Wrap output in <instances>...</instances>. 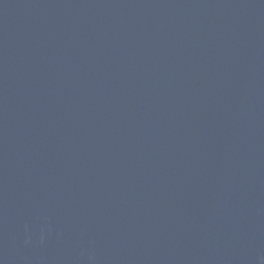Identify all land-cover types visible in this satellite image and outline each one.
<instances>
[{
  "label": "water",
  "instance_id": "obj_1",
  "mask_svg": "<svg viewBox=\"0 0 264 264\" xmlns=\"http://www.w3.org/2000/svg\"><path fill=\"white\" fill-rule=\"evenodd\" d=\"M0 264H264V0H0Z\"/></svg>",
  "mask_w": 264,
  "mask_h": 264
}]
</instances>
